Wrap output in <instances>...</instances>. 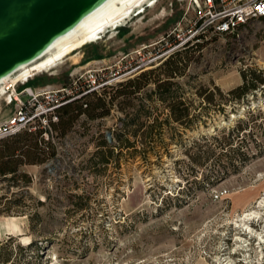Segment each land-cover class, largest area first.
<instances>
[{
  "label": "rangeland",
  "instance_id": "374dc122",
  "mask_svg": "<svg viewBox=\"0 0 264 264\" xmlns=\"http://www.w3.org/2000/svg\"><path fill=\"white\" fill-rule=\"evenodd\" d=\"M205 10L203 0H144L116 27L51 70L18 83L10 97L1 95L0 124L14 113L12 96L24 86L68 85L90 69L111 81L157 55L144 69L156 67ZM193 43L202 47L175 79L178 95L191 103L192 128L164 125L162 141L142 143L121 128L136 104L126 110L115 105L97 118L82 114L64 136L43 132L56 154L20 167L28 175L26 186L0 179V243L13 238L0 253H8L13 264H264V237L258 236L264 234V19H249L233 33L208 30ZM248 69L261 71L263 81L235 100L227 92L242 83L241 72ZM199 87L213 92L212 103L197 94ZM141 96L147 121L167 115L165 101ZM238 120L245 136L234 142L249 148L250 159L235 162L236 170L219 179L214 174L226 157L210 154L204 166L193 167L187 153L204 150L193 140L222 135ZM106 131L124 134L135 149L145 147L146 158L112 141L114 157L100 162L96 151ZM254 211L257 217L247 222L251 235L242 219Z\"/></svg>",
  "mask_w": 264,
  "mask_h": 264
},
{
  "label": "trees",
  "instance_id": "16d2710c",
  "mask_svg": "<svg viewBox=\"0 0 264 264\" xmlns=\"http://www.w3.org/2000/svg\"><path fill=\"white\" fill-rule=\"evenodd\" d=\"M262 18L264 19V17ZM198 38L200 37L196 39ZM190 43L191 41H187L182 46L172 50L156 67L143 68L121 78L116 83L105 85L101 92H93L62 105L56 111L57 121L49 123L47 128L49 137H53V134L64 136L82 114L90 119L102 117L108 114L115 105H118L121 110H126L128 107L138 104L133 113L127 112L121 119V128L129 129L132 136L139 137L142 143L162 141L164 125L170 129L173 123H178L185 128H192L195 116L190 114L191 103L178 95L179 86L175 81L177 77L185 74L191 55L202 47L201 43ZM241 77L242 83L227 92L235 100L243 98L248 91L255 89L257 81H263L261 71L255 69L242 71ZM216 90L222 95L218 88ZM142 92L148 98L156 95L158 99L166 102L168 113L163 119L156 116L150 122L147 121L150 113L143 101L144 97L141 96ZM197 94L203 96L207 103L213 102L211 90L199 87ZM242 125L243 121L238 120L237 125L226 133L222 131V135L209 136L205 134L201 135L197 141L193 140V144L198 145L197 148L204 147V150L198 149L194 154L187 153L193 167L204 166L210 154H218L217 158L226 157L228 160L226 164L220 165L219 163L218 166L220 167L214 174L215 178L219 179L228 170H236L235 162L243 163L250 159L252 155L249 148L238 143V141L234 142L240 140V136H245L243 130L246 127ZM43 132V129L40 128L32 130L26 127L12 135L0 138V179L13 180V186L16 187L26 186L29 183L28 175L22 172L20 167L24 164L40 163L56 154V147L49 139L43 138ZM111 133L112 141H116L120 148L129 150L134 147V141H131L124 134L114 135L113 132ZM175 136V132L170 133L171 140L175 141ZM112 141L108 142L103 139L96 151L98 159L103 164L115 155L113 150L117 145L113 144ZM198 141H201L202 144L200 145ZM217 148L218 150L215 151ZM146 152H148L147 149L143 147L141 150L133 148L128 153L131 155L140 153L143 158H146ZM206 180L208 179L206 178ZM12 240L13 238L9 237L8 242L10 243ZM7 243H0V250L8 246ZM0 262L13 264L8 253H0Z\"/></svg>",
  "mask_w": 264,
  "mask_h": 264
},
{
  "label": "built area",
  "instance_id": "2783aa9c",
  "mask_svg": "<svg viewBox=\"0 0 264 264\" xmlns=\"http://www.w3.org/2000/svg\"><path fill=\"white\" fill-rule=\"evenodd\" d=\"M203 3L206 10L199 15L189 29V36L174 43L164 54L165 56L187 41L205 37V32L208 30L213 34L233 33L240 26L246 24L249 19L264 17V0H203ZM157 57L159 56L151 57L146 62L137 61L130 71L117 75L113 79L135 73L143 69L147 62H151ZM99 72L97 69L87 70L83 74L75 76L71 84L58 87L24 86L12 96L15 110L5 123L0 124V138L12 135L26 127L35 129L36 125L43 129L45 134H48L49 123L57 121L56 111L59 107L84 95L99 92L105 85L111 84L113 79L103 81Z\"/></svg>",
  "mask_w": 264,
  "mask_h": 264
},
{
  "label": "water",
  "instance_id": "95a60500",
  "mask_svg": "<svg viewBox=\"0 0 264 264\" xmlns=\"http://www.w3.org/2000/svg\"><path fill=\"white\" fill-rule=\"evenodd\" d=\"M104 1L0 0V78L41 56Z\"/></svg>",
  "mask_w": 264,
  "mask_h": 264
},
{
  "label": "bare ground",
  "instance_id": "6f19581e",
  "mask_svg": "<svg viewBox=\"0 0 264 264\" xmlns=\"http://www.w3.org/2000/svg\"><path fill=\"white\" fill-rule=\"evenodd\" d=\"M143 1H104L96 9L84 16L68 33L58 36L41 56L29 63L20 65L16 70L1 77L0 96L9 94L10 97L11 93H14L15 86L18 83H24L39 73L51 70L63 58L72 54L76 49L88 42L96 40L99 34L103 33L106 29L116 27L136 6L141 7ZM257 215L258 213L255 211L244 215L242 221L244 220L243 222H245L243 223L245 233L247 232L252 235V229L249 228L247 222L251 218L257 217ZM258 236L262 241L264 234Z\"/></svg>",
  "mask_w": 264,
  "mask_h": 264
}]
</instances>
